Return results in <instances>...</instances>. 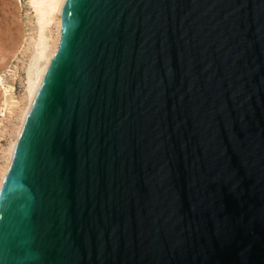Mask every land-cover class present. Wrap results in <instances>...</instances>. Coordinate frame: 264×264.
<instances>
[{
	"label": "water",
	"instance_id": "1",
	"mask_svg": "<svg viewBox=\"0 0 264 264\" xmlns=\"http://www.w3.org/2000/svg\"><path fill=\"white\" fill-rule=\"evenodd\" d=\"M0 191V264H264V0H64Z\"/></svg>",
	"mask_w": 264,
	"mask_h": 264
},
{
	"label": "bare ground",
	"instance_id": "2",
	"mask_svg": "<svg viewBox=\"0 0 264 264\" xmlns=\"http://www.w3.org/2000/svg\"><path fill=\"white\" fill-rule=\"evenodd\" d=\"M64 0H28L31 10V36L25 47L24 38L18 51H24L26 57L25 77L23 79L24 93L21 99L9 97L11 87H4L0 95V116L8 120L4 127L0 121L1 138L5 139L6 146L2 149L0 160V191L7 174L14 147L26 117L32 96L44 73V70L58 48L61 36L60 10ZM24 36V35H23ZM26 37V36H25ZM29 38V37H28ZM14 55V54H13ZM14 57V56H13ZM3 127V128H2Z\"/></svg>",
	"mask_w": 264,
	"mask_h": 264
},
{
	"label": "rangeland",
	"instance_id": "3",
	"mask_svg": "<svg viewBox=\"0 0 264 264\" xmlns=\"http://www.w3.org/2000/svg\"><path fill=\"white\" fill-rule=\"evenodd\" d=\"M27 1L0 0V95L5 86L11 87L9 97L16 99H21L20 96L22 97L24 93L23 79L26 62V57L23 54L25 50H21L17 54L16 52L24 38L26 39L25 47H27L31 36V31L29 32L31 29V10ZM13 50L16 52H12ZM0 121H2L3 127L9 124L7 123L8 120L2 116H0ZM5 146L6 141L1 138L0 133V156H2L1 152Z\"/></svg>",
	"mask_w": 264,
	"mask_h": 264
}]
</instances>
